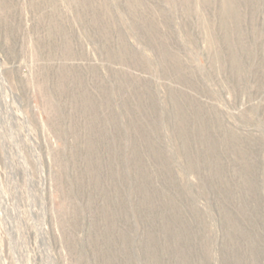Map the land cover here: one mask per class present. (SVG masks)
<instances>
[{
    "label": "rangeland",
    "instance_id": "374dc122",
    "mask_svg": "<svg viewBox=\"0 0 264 264\" xmlns=\"http://www.w3.org/2000/svg\"><path fill=\"white\" fill-rule=\"evenodd\" d=\"M0 264H264V0H0Z\"/></svg>",
    "mask_w": 264,
    "mask_h": 264
}]
</instances>
